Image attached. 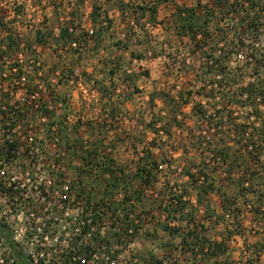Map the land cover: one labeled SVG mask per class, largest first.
Listing matches in <instances>:
<instances>
[{
	"label": "rangeland",
	"instance_id": "1",
	"mask_svg": "<svg viewBox=\"0 0 264 264\" xmlns=\"http://www.w3.org/2000/svg\"><path fill=\"white\" fill-rule=\"evenodd\" d=\"M125 3L130 5L122 12ZM185 8L193 18L182 22L179 11ZM0 17L12 29V40L22 43L8 47L9 40L0 34V187H8L14 177L17 197L9 210V195L0 192V218L19 232L20 241L40 238L43 230H38L42 202L37 199L28 210L22 194L32 179L52 177L60 191L63 182L74 186L63 224L72 219L81 226L87 215L82 197H101L108 177L94 165L103 166L109 157L107 163L113 162L112 169L124 171L117 175L129 181L131 206L108 211L106 226L91 236L95 254L75 246L70 261L264 264L260 0H0ZM64 27L67 33H62ZM44 33L48 35L39 40ZM2 59L23 61L29 70H23V85L14 82L15 76L13 85L8 84ZM160 93L179 104L162 101ZM232 98L237 102H230ZM202 103L209 114L220 110L218 119L240 125L239 130L231 126L232 137L242 129L245 137L252 132L256 136L248 149L234 143L232 158L217 169L207 162V175L202 174L200 156L220 153L215 150L220 145L213 141L208 147L214 131L204 133L192 114V105ZM226 104L233 105L230 117ZM158 115L162 120L155 119ZM158 127L162 132H155ZM192 129L197 135L193 142ZM11 144L17 145L18 154L8 148ZM32 144L40 150L35 152ZM12 155L16 162L9 163ZM121 187L118 196L125 193ZM125 221H133L129 236ZM50 223L42 244L30 248L41 264H67L62 254L68 253L67 241L76 234L72 225L61 229L57 221ZM24 233L29 238L20 236ZM202 243L217 256L205 260Z\"/></svg>",
	"mask_w": 264,
	"mask_h": 264
},
{
	"label": "trees",
	"instance_id": "2",
	"mask_svg": "<svg viewBox=\"0 0 264 264\" xmlns=\"http://www.w3.org/2000/svg\"><path fill=\"white\" fill-rule=\"evenodd\" d=\"M45 1L49 4H59L63 0H45ZM120 1L125 2V0H120ZM260 1L262 2V5L264 6V0H260ZM78 2H83V0H78ZM129 5H130L129 3L123 4L124 8H122V12H124V10L127 9V6H129ZM55 13H57V12H55ZM91 13L93 14V11ZM184 13H186V14L183 15ZM70 14L72 16L74 15V13H70ZM179 14H180L179 16H180V19L182 20V22H186L187 20H189V19L191 20L193 18V13H191V12L189 13L187 8L180 9ZM2 20H4V19L2 17H0V34H4L3 36H5V38H7V40H9V44H7V46L11 47L13 49L16 48V46H20V44H22V43L15 42L14 40H16V39L12 40V37H11L12 29L9 27V25L7 26V24ZM254 20L249 21V22H253ZM185 28H186V26H185ZM248 28H252L250 23L248 24ZM68 29L69 28L64 27V28H61V31H62V33H67ZM189 30H191V29H189ZM46 35H48V34L44 33V36L38 35L37 37L39 38V40H42V38L44 39V37ZM84 43H85V41L83 40L82 44H84ZM98 52H101V51H99V49H98ZM3 54H4V52H1V50H0V55L2 56ZM2 62L4 63L5 72H6L4 74V78L10 80V79H13L14 76L19 78V77H21V75L24 74L25 67H24L23 61H19V63H14V62L9 63V61H5L4 59H2ZM1 67L2 66L0 65V68ZM1 72H2V69H0V74H1ZM160 96L162 98V101H164V99H163V97H164V98L170 99L174 103L179 104V101L173 99L172 97H170V95L168 96V95H165L164 93H160ZM231 101H234V99L233 98L230 99V102ZM234 102H237V101H234ZM187 103H190V101H185V104H187ZM227 105L228 104L225 105V109H224L226 111L225 115H229V117H230L232 115L231 112L233 110V105H229L228 107H226ZM176 107H178V105ZM191 111L193 112L192 114L195 115L197 117V119H199L198 123L202 122V130L205 129V130H203L204 133L206 131H214V134H213L214 137H212L213 139H211L209 141L210 143H209L208 147H211V142H213V141L217 142L216 145H218V146L220 145L219 149L215 148V150H219L220 153L209 152L210 156H204L202 153V155L200 156V159H202L200 161V162H202V174L207 175V171L211 167H213V168L216 167V169H217V167L219 165L226 164L228 162V159L232 158V154L231 155L229 154L230 153L229 150L232 148L234 143L238 144L237 145L238 147L243 146L246 149L255 145V139H253V138H256V136L254 135L255 132H252L251 135L247 134V137H245L246 131H245V129H242L241 131H238L239 134H237V138L232 137L231 126L238 128L237 130H239L240 125H237V124L230 125L225 120L224 117H222V119H218L217 116H219L218 112L220 110H216V113L213 112V113L209 114L208 110L205 109V107L202 103V105H198L197 107L195 105H192ZM171 114L173 116L172 118L174 120H176V117H175L176 114L174 113V111H172ZM162 118H163L162 115H158L157 117H155V119L158 121L162 120ZM152 121H155V120H152ZM149 125L152 126L151 124H149ZM245 127H246V125L243 124L242 128H245ZM187 128H190V130H191V128H193V127L188 126ZM253 128L254 127H252V129ZM154 130H155V132H162L163 129L158 127V129H154ZM190 136L192 138V142L197 139L196 138L197 135H194V130ZM202 137L204 138V136H202ZM242 140L245 143H242ZM15 145L16 144H11V146H15ZM208 151H210V150H208ZM105 158H106L105 159L106 161H104L103 166L94 165V168L96 166L97 168H99L101 170V175L105 176L108 174V177H106V179L104 180L103 186H102L103 187L102 195L97 200H92V197L90 196V194L85 193V195L81 199V201L83 202V204L86 208L85 211H88L87 209L91 207V208H93V210H97V208H105V210L106 209H108V211L112 210V213H115V212H117V210L120 207L124 208V206H127V207L131 206V205H128V202H131V199L129 198L128 191H127V189L129 188L127 183L129 181H127V178L125 176L117 175L118 173H121L123 175L124 171H121V170L117 171L115 169H112L113 168V166H112L113 162L107 163L110 159H109V157H105ZM207 162H211V163H215V164H213L211 167H208ZM138 170L140 171L141 169H138ZM194 174H198V173L196 172ZM194 174H191L190 177L195 178ZM121 185L123 186V190H125V193L122 194L121 196H118V194H120V192L118 190L121 187ZM68 189H69V192H71V190H74L75 187L71 186V184H70ZM208 190L209 189H205L204 192H208ZM7 191H8L9 200H10L11 198H13L12 194L14 193V191H13L12 187H9L7 189ZM137 200H139V199H137ZM222 207L225 210H226V208H228V203L225 199L223 200ZM165 208L168 209L167 205L165 206ZM128 212L133 213L135 211L131 209V211H128ZM128 214L129 213H127L126 215H128ZM138 215L139 214H136V217H138ZM125 222H126V224L123 225L124 228L127 227L126 229H129V227L133 226L132 225L133 221H125ZM130 234H131V232L128 231V236ZM117 235H118V233H117ZM191 235H192V233H191ZM230 236H232V235L229 234L228 237H230ZM85 237H86V227H83V229L81 230V235L75 236L74 240L70 241L68 243V246L65 247V249L67 248L68 253L67 254L63 253L64 251L62 252L63 253L62 255L65 257V260H64L65 263H67V264H80V261H70L71 258H74L73 254L75 253V249L76 248L78 249V247H81L79 249V251L81 250L85 254H92L93 248H90L92 246L87 245L86 242L83 241V238H85ZM0 241L3 242V244L6 248L3 251V253H0V259L2 260L0 264H37V263L41 264L40 259L38 261H36L37 263L34 262V259H32V257L27 253L26 249L24 250V246L21 243H18L15 241L14 233L10 229V227L2 221H0ZM78 241L81 242V244L79 246H77V244H76ZM35 245H38V244L35 243ZM70 245H72V246H70ZM75 246H76V248H75ZM70 247H72V248H70ZM213 247H214L213 249H218L217 245H213ZM202 256L205 260H209L210 257L217 256V253L205 251V247L202 243Z\"/></svg>",
	"mask_w": 264,
	"mask_h": 264
},
{
	"label": "built area",
	"instance_id": "3",
	"mask_svg": "<svg viewBox=\"0 0 264 264\" xmlns=\"http://www.w3.org/2000/svg\"><path fill=\"white\" fill-rule=\"evenodd\" d=\"M26 72H29V70ZM12 80L14 81V79H10L8 84L13 85ZM14 82L16 84L23 85L25 82L24 74L21 75V77H19V78L17 77V80H15ZM0 92H1V89H0ZM10 94H11V92H10ZM34 106H36V105L35 104L31 105L30 109H33ZM33 144H32V148H34L35 152L39 151L40 147L37 145L34 146ZM16 147H17V145H15V146L10 145L8 148L12 151H16V154H18L19 150H17ZM16 158L17 157H14V155H12L9 157L8 162L14 163V162H16ZM39 162H41V161L40 160L36 161V163H39ZM32 164L34 165L35 162ZM1 173H4V172H1ZM9 181H11V182H9ZM9 181L8 182L10 185L8 187H6L7 189L9 187L14 186L12 184L15 182V178L11 176ZM58 181H59V183L60 182L62 183V181L60 179ZM55 185L56 184L54 183V179L52 177H47L46 175H39V177L37 179H32V182H30L27 185V189L25 190V192L22 193L24 195V197H23L24 199L28 198V210H29L30 205L34 204V205H32L33 207L36 205V203H34V202H37V199H39V201H41L43 204L41 211L38 212V213L42 214V222H41V226L38 227V230L41 231L43 229L45 231L46 228L48 229L51 227L50 222L57 221L58 223L61 224V229H64V228L72 225V229L75 232V233H73V235L76 234L74 236H78L79 234H81V230L83 229V227H86V237H85L86 239L85 238H83V239L85 240V242L87 239L90 241L88 244L86 243L87 245H91L90 244L91 242H92V244L96 245V241L93 238H91V236L93 234H95L96 229H98L100 232V230H102V228L106 226V224H107L106 221L108 220L106 218V215L108 213V209L105 210V208H97V210H93V208L90 207L87 209L88 211H85V212H87L86 213L87 215L84 219H82L83 221L81 223L82 224L81 226H78V222H74V221H72V219H67V221L63 224L64 216L67 214L66 209H65V205H66V203H68V198H70V192L68 189L70 185L65 184L63 182L62 188H64L65 190L62 189V191H60L61 189L57 190ZM6 188L0 187V192L4 193L5 195H8V191ZM12 189H13V187H12ZM15 192L16 191H14V193L12 194L13 198H11L9 200V210H12L11 206L14 204V202L16 201V198H17V197H15V195H16ZM33 200H35V201H33ZM0 221L6 223L10 227V229L14 233L15 241L18 243H21L24 246V250L26 249L27 253L32 257V259H34V262L38 261L39 260L37 257L38 255H37V253L32 251V249L30 248V245L32 243H34V244L36 243L39 245L42 244L43 240L46 238V236L43 235V230H42L40 238H37L34 240L29 239L28 241L26 240V242H22L17 237V233H19L18 231H16L15 229H12L11 225L8 224L6 221H4L2 218H0ZM128 231L131 232L130 229ZM20 236L28 237V233H24L23 235H20ZM69 242H70V240L67 241V244ZM98 244L101 245L100 243H98ZM101 247H103V246L101 245ZM5 249L6 248L3 244V242L0 241V253H3V251ZM94 254H92V255H94ZM72 259H75V257ZM105 259L108 260L109 257L106 256ZM1 261L2 260L0 259V263H1Z\"/></svg>",
	"mask_w": 264,
	"mask_h": 264
}]
</instances>
